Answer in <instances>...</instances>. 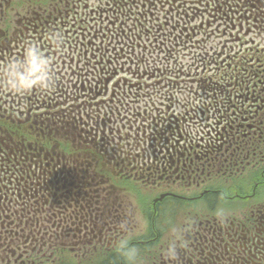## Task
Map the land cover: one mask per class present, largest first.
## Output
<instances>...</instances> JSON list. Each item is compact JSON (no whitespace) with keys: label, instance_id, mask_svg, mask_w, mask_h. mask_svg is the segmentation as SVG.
<instances>
[{"label":"flooded vegetation","instance_id":"obj_1","mask_svg":"<svg viewBox=\"0 0 264 264\" xmlns=\"http://www.w3.org/2000/svg\"><path fill=\"white\" fill-rule=\"evenodd\" d=\"M157 39L216 45L229 82L132 132ZM29 47L48 91L9 89ZM0 264H264V0H0Z\"/></svg>","mask_w":264,"mask_h":264},{"label":"clouds","instance_id":"obj_2","mask_svg":"<svg viewBox=\"0 0 264 264\" xmlns=\"http://www.w3.org/2000/svg\"><path fill=\"white\" fill-rule=\"evenodd\" d=\"M23 72L12 71L8 81L9 89L13 92L24 93L32 88H39L41 91L50 89V81L45 74L46 61L41 58L35 48L29 47L25 50ZM134 254V250L129 249L125 256L129 259Z\"/></svg>","mask_w":264,"mask_h":264},{"label":"rangeland","instance_id":"obj_3","mask_svg":"<svg viewBox=\"0 0 264 264\" xmlns=\"http://www.w3.org/2000/svg\"><path fill=\"white\" fill-rule=\"evenodd\" d=\"M144 39H145V37H144ZM198 40V39H197ZM110 42V41H109ZM96 59V58H95ZM177 62V61H176ZM95 64H96V67L97 68H99V67H101L102 65H101V62H100V60H95ZM95 64H93L94 66H95ZM151 83V82H150ZM178 84H179V82H178V80H176V82L175 83H173L172 85H173V88L175 89L174 91H172V90H168L167 88H165V89H163V88H160L163 92H161L160 93V96H166V95H169L168 97H169V99L171 100V101H173V98L176 96V87L178 86ZM171 87V86H170ZM169 87V88H170ZM158 89V91H159V88H157ZM157 91V90H156ZM147 94H149L148 92H147ZM156 94L155 93H153L152 95H151V97L149 98V99H153V105H152V107H149V105H148V102L147 103H141L140 105L138 104V103H135L134 104V106H130V108H131V111L132 112H134V113H132V114H130L129 115V117L131 118L130 120H131V124H133L134 126H139V127H142L143 126V124L144 125H146V126H148L149 127V125H150V123H149V116L150 115H152V114H157V106L159 105V102L161 101L160 100V97L159 96H155ZM153 96V97H152ZM167 98V96L165 97V99ZM149 99H147V100H149ZM165 101V100H164ZM166 105H168V104H166ZM169 105H171V104H169ZM145 107L146 108H148V109H145ZM154 108V109H153ZM153 109V110H152ZM124 112H127V111H125V110H122L121 109V113L123 114ZM135 113H137V114H135ZM143 115L144 117H147V119L145 120L144 118L143 119H141V118H137V116H135V115ZM122 117V119H123V117H124V114L123 115H121L120 116V118ZM191 123V122H190ZM153 124V123H152ZM151 124V125H152ZM152 127H157L155 124H153L152 125Z\"/></svg>","mask_w":264,"mask_h":264},{"label":"trees","instance_id":"obj_4","mask_svg":"<svg viewBox=\"0 0 264 264\" xmlns=\"http://www.w3.org/2000/svg\"><path fill=\"white\" fill-rule=\"evenodd\" d=\"M114 60L118 61V65L121 64L118 59H111L110 61H112V63H114ZM129 62H130L129 65L132 66L133 73H134V77L137 80L140 77V73L138 72V70H140V69L146 70V62L143 61L142 58H135L133 56L130 57ZM137 66H139L138 69L137 68L135 69L134 67H137ZM108 68H109V66L106 67V69H108ZM175 77H177V75ZM175 77H173V78H175ZM162 78H166V79H164L165 80L164 83H162V81L157 82L159 79H162ZM169 78H172V77L171 76L162 77L161 75H156V77L154 79L150 80V82H153L154 81L153 85L157 82L156 85L159 86V87H162L163 84H165V85L168 84ZM134 85H135L136 89H138L140 86L143 87V84H141V82L140 83L139 82L138 83H135ZM145 88H148L147 83H146V87ZM142 89L143 88H141V90ZM189 93L191 94L192 92L190 91ZM137 94H138V98L141 99V97H142L141 94H139V93H137ZM160 98H161V96H160ZM148 102L153 103L154 101L148 100ZM161 102H165V101L164 100H161Z\"/></svg>","mask_w":264,"mask_h":264}]
</instances>
